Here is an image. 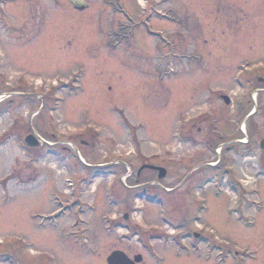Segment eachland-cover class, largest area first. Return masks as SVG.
<instances>
[{"label": "rangeland", "instance_id": "obj_1", "mask_svg": "<svg viewBox=\"0 0 264 264\" xmlns=\"http://www.w3.org/2000/svg\"><path fill=\"white\" fill-rule=\"evenodd\" d=\"M72 2L86 7L79 10ZM146 2L162 17L152 14L130 41V34L121 39L116 34L124 33L119 24H127L128 17L136 21L144 15L139 0H0V264H108L106 258L117 250L131 259L141 254L139 264H212L206 261L212 254L216 264H264V165H258L255 152L241 169H232L228 183L221 184L223 173L216 171L217 198L205 193L209 205L187 219L194 230L196 224L206 228L207 238L219 244L216 250L188 244L174 252L159 247L154 256L135 242L119 241L107 230L116 211L105 194L111 178L105 175L94 176L90 188L81 186L84 199L96 204L84 207V223L73 227L74 232L92 228L85 237L95 236L97 250L91 254L72 246L75 213L68 201L78 176L99 171L92 165L104 163L109 149L129 154L128 140L136 137L149 153L183 156L185 148L172 137L181 116L206 106L210 112L218 106L220 113V106L233 118V106L220 95L257 110L251 118L252 147L264 136L257 91L264 0ZM79 132L94 145L77 141ZM29 133L47 143L31 164L23 153ZM76 149L89 164L80 162ZM69 178L76 184L72 194ZM240 187L249 190L243 198L229 193H241ZM237 195L248 207L235 202ZM138 213L135 218H142L146 229L179 227V220L157 204Z\"/></svg>", "mask_w": 264, "mask_h": 264}, {"label": "flooded vegetation", "instance_id": "obj_2", "mask_svg": "<svg viewBox=\"0 0 264 264\" xmlns=\"http://www.w3.org/2000/svg\"><path fill=\"white\" fill-rule=\"evenodd\" d=\"M224 10L227 14L230 9L225 8ZM146 13L154 15L153 9L147 8L144 15L135 21L134 30L145 26L148 20ZM259 71L263 75L258 77L259 87L257 91L264 105V63ZM30 94H32L29 95L31 97L34 95V93ZM220 97L225 105L233 106V118H231V115H224L225 110L223 107L220 108L219 106L221 112L217 113L218 106L212 107L211 112L210 108L206 106L205 108H199L200 110L194 112L193 115H184L178 120L179 129H177L178 131L175 130L172 137L174 140H178L180 148L184 147L186 151H193V154H190L189 157L186 155V151H183L181 153L183 156L179 157H175L169 152L149 153L145 149L146 152H144L143 147L137 145V138L134 137V141L128 140L132 145L129 154L109 149L104 163L92 165L93 167H99V171L94 173L96 176H111L105 182V194H109L105 196L110 205L114 206L116 213L110 214L114 225L108 228L109 234L117 233L116 237L119 241L135 242L145 251L152 252L154 256L158 255L159 247L167 248V250L172 249L173 252L188 244L195 248L203 246L206 252L208 248L210 252L217 249L219 244L208 239L204 234L206 228H202L200 224L195 223L197 230H194L187 219L193 217L197 209L205 210L209 205V196H205V193L210 194V200L213 197L217 198L218 194L215 189L223 182L228 183L232 169H241V164L249 161L251 152L257 153L258 165H264V147H261L264 136L255 140L254 145L256 148L252 147L250 138V131L255 127V123L251 118L254 117L257 110H253L254 106L249 108L247 103L246 105H236L234 100L226 103L222 98L223 95H220ZM29 103H35V101L29 100ZM262 122L263 127L260 125L259 128L258 126L259 129L264 128V120ZM225 127L229 128L227 133L223 131ZM252 134L254 133L252 132ZM29 135L36 136L37 134H26L23 141ZM85 135L83 132H79L75 135L76 140L88 146L94 145V142L91 144L87 139L81 137ZM46 144L42 142L36 148L25 146L26 149L23 153L29 155L28 164L40 158V152L42 149L44 150ZM200 145L201 150L199 149ZM162 154L163 158L160 161L159 158ZM130 156L133 162L125 161ZM76 166L77 164L73 168ZM23 169H25V166ZM218 170L223 173L221 184H218V178L214 175ZM85 173L78 176L74 194L70 192L73 199L68 201L69 209L74 211L75 216L72 219V227L69 229V237L74 241L72 246L80 251L94 254L97 250L94 243L95 236L92 238L93 241H89V238L85 237L88 236V233L90 234L92 228L80 226L78 227L80 232L73 231V227H77L79 223H84L81 217L84 207L96 204L93 201L84 199V190L81 189V186L90 188L95 178L93 175L88 177ZM162 173L163 176L160 177ZM2 180L5 181V178H2ZM244 182L243 179L242 186H245ZM243 188H241L242 194L240 193L242 198L244 192H247V189ZM229 193L234 195V189H230ZM192 194L195 196L193 197ZM242 200L240 202L243 204ZM154 204L162 206L169 213L171 212L179 220V223H177L179 227H172L174 231L166 230L165 232L146 229L143 219L138 220L135 215L142 212L147 206ZM244 206L248 207V205ZM165 227L169 228L168 226ZM161 235L167 238L166 242L161 241L159 237ZM157 241L161 242L159 246ZM72 249V251L79 252L77 249ZM206 261L216 264L215 255H210Z\"/></svg>", "mask_w": 264, "mask_h": 264}, {"label": "water", "instance_id": "obj_3", "mask_svg": "<svg viewBox=\"0 0 264 264\" xmlns=\"http://www.w3.org/2000/svg\"><path fill=\"white\" fill-rule=\"evenodd\" d=\"M225 101L228 103L229 98L227 96L224 97ZM26 144L30 147H36L39 145L36 138L33 136H29L25 140ZM264 147V141L261 144ZM163 176V173L160 174V177ZM143 260L142 255L135 256L134 259L129 258L123 251H114L107 258L108 264H139Z\"/></svg>", "mask_w": 264, "mask_h": 264}]
</instances>
